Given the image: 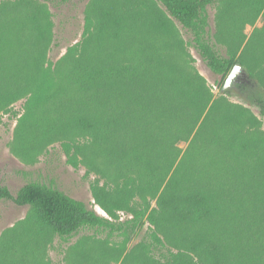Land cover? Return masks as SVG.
Listing matches in <instances>:
<instances>
[{"label": "trees", "instance_id": "1", "mask_svg": "<svg viewBox=\"0 0 264 264\" xmlns=\"http://www.w3.org/2000/svg\"><path fill=\"white\" fill-rule=\"evenodd\" d=\"M155 1L164 10L111 1L99 26L105 39L74 50L55 71L46 66L41 34L35 43L25 39L28 60L14 64L2 45L25 36L0 26V113L28 96L29 111L17 127L21 149L80 135L85 145L62 142L68 161L77 165L86 147L95 156L93 170L109 177L90 185L106 215L54 183L33 179L15 194L0 184V199L30 207L0 247V264H49L43 259L53 238L68 243L84 229L97 238L122 237L125 248L146 222L154 230L124 255L96 250L95 257L92 245H75L83 250L78 264H264V131L251 109L225 95L235 93L264 117V25L244 31L264 15V0ZM174 21L213 73L226 79L240 62L248 77L215 97L181 58ZM42 101L52 105L34 111ZM180 141L188 142L185 150Z\"/></svg>", "mask_w": 264, "mask_h": 264}, {"label": "rangeland", "instance_id": "2", "mask_svg": "<svg viewBox=\"0 0 264 264\" xmlns=\"http://www.w3.org/2000/svg\"><path fill=\"white\" fill-rule=\"evenodd\" d=\"M113 0H0V26L12 28L18 32L20 28L25 36L23 40L28 39L32 43L38 41L41 34V43L44 48L46 66L49 65L52 70H59L63 60L74 50L76 54L87 42L97 45L100 37L99 26L104 21L103 10L111 4ZM127 0H116V5H123ZM141 4H150L154 8L164 10V8L155 0H129ZM217 3L209 6L210 15L209 30L212 35L215 31V14ZM118 8V6H117ZM175 26L179 38L184 42V48L181 58L191 63L196 70L206 79L214 96L223 95L221 86L224 83L220 75L213 73L201 58L199 52L187 44L191 40V34L176 21ZM264 25V15L261 14L255 21L254 25L246 24L245 33L250 34L254 27ZM29 36L26 37V34ZM212 41L222 54H226L225 47L216 42L211 36ZM28 40H13L6 42L2 46L3 54L11 59L13 63L28 60ZM93 46V51H95ZM25 53H24V51ZM96 53V52H95ZM95 56V54L93 55ZM246 69V68H245ZM247 71V70H246ZM61 76V75H60ZM232 102L242 103L261 120L264 131V117L260 116L259 110L249 102H244L241 97L235 93L225 94ZM28 96L13 102L10 107L0 113V184L6 185L12 193L24 185L26 182L37 179L54 183L60 189L70 196L84 201L89 207L94 208L99 214L106 213L95 204L91 193L90 185L98 181L100 184L109 181L104 174L93 170V151L83 150V154H77V165L68 161L62 142L71 141L75 144L85 145L88 140L80 135L62 138L47 145L43 149L31 151L23 150L18 140V124L20 119L27 114ZM52 104L38 106L34 111H43ZM29 111V110H28ZM188 145L186 141H180L178 146L185 150ZM72 151L74 146L71 147ZM138 205L143 203L138 199ZM151 206H156L157 199H152ZM138 207V206H137ZM30 207L28 205L20 206L12 200L0 199V247L9 238L12 237V228H19L27 219ZM121 219L130 217L126 212H120ZM154 230V225L146 222L127 242L123 248L122 237H113L106 239L105 234H100L97 238L90 229L81 230L68 243H62L60 238L55 236L47 246L44 262L49 264H78L80 246L86 242L87 245L93 246V255L96 257V250H118L126 254L138 246L143 238L149 232ZM169 247V246H168ZM121 260H109L108 264H120Z\"/></svg>", "mask_w": 264, "mask_h": 264}, {"label": "water", "instance_id": "3", "mask_svg": "<svg viewBox=\"0 0 264 264\" xmlns=\"http://www.w3.org/2000/svg\"><path fill=\"white\" fill-rule=\"evenodd\" d=\"M235 65H238V66H239V71L235 74V78H234V79H231V86L233 85V83H234L238 78L246 79V78L248 77V72L246 71V69H245V67L243 66L242 63H240V62H236V63L234 64V66H235ZM232 70H233V67H232V69L230 70L229 74L227 75L226 79H229V78H230V73H232ZM226 79H225V80H226ZM224 82H225V81H224ZM231 86L228 87L226 90L230 89ZM221 90H222V92H225V91H226L225 88H224V84H223Z\"/></svg>", "mask_w": 264, "mask_h": 264}, {"label": "clouds", "instance_id": "4", "mask_svg": "<svg viewBox=\"0 0 264 264\" xmlns=\"http://www.w3.org/2000/svg\"><path fill=\"white\" fill-rule=\"evenodd\" d=\"M239 71V66L238 65H235L233 66V70H232V73H230V78L229 79H226L225 82H224V88L225 90L231 86V79H234L235 78V74Z\"/></svg>", "mask_w": 264, "mask_h": 264}]
</instances>
